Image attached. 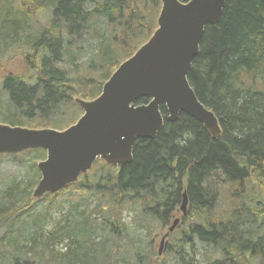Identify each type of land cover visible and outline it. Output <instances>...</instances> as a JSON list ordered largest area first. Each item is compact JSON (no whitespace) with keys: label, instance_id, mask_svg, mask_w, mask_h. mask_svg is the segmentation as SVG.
Masks as SVG:
<instances>
[{"label":"trees","instance_id":"obj_1","mask_svg":"<svg viewBox=\"0 0 264 264\" xmlns=\"http://www.w3.org/2000/svg\"><path fill=\"white\" fill-rule=\"evenodd\" d=\"M160 9V0H0V56L26 51L25 72L1 79L0 124H75L82 111L74 100L100 95L152 36ZM187 81L215 116L216 139L183 113L168 121L162 106V128L134 143L129 164L96 161L40 200L32 192L45 152L0 155L24 167L0 184V264H264V0L226 2L204 29ZM256 183L260 192H242ZM183 193L186 216L159 257L155 245L180 215ZM54 212H64L62 223L45 232ZM55 241L66 242L65 252L51 250Z\"/></svg>","mask_w":264,"mask_h":264},{"label":"water","instance_id":"obj_2","mask_svg":"<svg viewBox=\"0 0 264 264\" xmlns=\"http://www.w3.org/2000/svg\"><path fill=\"white\" fill-rule=\"evenodd\" d=\"M228 1L160 0L157 28L152 36L118 66L97 98L75 99L83 114L66 130L0 125V155L39 149L46 153L37 164L40 180L32 192L33 200L74 185L97 160L119 170L129 164L134 143L154 139L162 128V106L168 121L174 122L183 113L200 123L212 139L220 135L215 116L197 100L187 75L205 27L218 23ZM142 98L149 102L135 106ZM179 211L183 217L186 215L185 193ZM179 223L180 219L174 220L161 238L159 257L168 235Z\"/></svg>","mask_w":264,"mask_h":264},{"label":"rangeland","instance_id":"obj_3","mask_svg":"<svg viewBox=\"0 0 264 264\" xmlns=\"http://www.w3.org/2000/svg\"><path fill=\"white\" fill-rule=\"evenodd\" d=\"M38 21L40 23L39 25L44 24V18L42 16L38 17ZM33 26H35V28H37L36 25L33 24ZM24 54H26V51L24 50L23 47H20L19 49H17L16 47H11L8 52L3 53V55L0 56V89H1V79L3 77H5L8 74H16V73L17 74H23L25 72L24 61H22V55H24ZM23 173H24V167L19 166V165H15V164H11L8 159H2L0 161V184H3L4 182H7V180L9 178L21 177V175ZM258 179H261V178L258 176ZM263 185H264V179H263ZM252 189H254L255 192H260L257 183H256L255 186H252V187H246L245 186L244 191H242V192H246L247 194L250 193V195H252V193H251ZM261 193L263 194L262 195V199L264 200V188H263V192H261ZM223 195L224 194L221 193V195L219 197V204H220L221 210L224 209V206H223V205H225L224 199H227ZM55 200L57 202V201H59V198L56 197ZM64 208H65V210L66 209L68 210V206L67 205ZM65 210H64V212H65ZM63 213L54 212L53 216L51 218L52 221L51 220L48 221L44 231L45 232H53L54 224L59 222V221H61V223H62L61 214H63ZM124 217L126 219H129V214L127 215V213H126L124 215ZM180 217H181V214L178 215L177 218H180ZM61 226H64V224H61ZM158 243H159V241L155 245L156 246L155 248H156L157 252H158V249H159V244ZM66 246H67L66 242L59 244V243H57L55 241L53 243V245H50V248H51V250L54 251V253L61 254V253L65 252Z\"/></svg>","mask_w":264,"mask_h":264},{"label":"bare ground","instance_id":"obj_4","mask_svg":"<svg viewBox=\"0 0 264 264\" xmlns=\"http://www.w3.org/2000/svg\"><path fill=\"white\" fill-rule=\"evenodd\" d=\"M0 125H6V124H0ZM6 126H9V125H6ZM10 127H11V126H10ZM125 214H126V213H125ZM125 214H124V215H125Z\"/></svg>","mask_w":264,"mask_h":264},{"label":"flooded vegetation","instance_id":"obj_5","mask_svg":"<svg viewBox=\"0 0 264 264\" xmlns=\"http://www.w3.org/2000/svg\"><path fill=\"white\" fill-rule=\"evenodd\" d=\"M165 233H166V232H165ZM165 233H163V235H164ZM163 235H162V236H163Z\"/></svg>","mask_w":264,"mask_h":264}]
</instances>
